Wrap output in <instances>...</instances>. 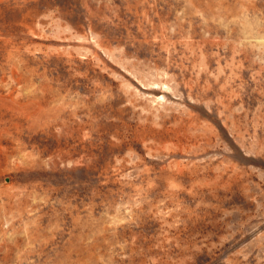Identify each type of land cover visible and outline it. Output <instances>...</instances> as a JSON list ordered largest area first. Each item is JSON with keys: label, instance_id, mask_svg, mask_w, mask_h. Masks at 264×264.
Listing matches in <instances>:
<instances>
[{"label": "rangeland", "instance_id": "obj_1", "mask_svg": "<svg viewBox=\"0 0 264 264\" xmlns=\"http://www.w3.org/2000/svg\"><path fill=\"white\" fill-rule=\"evenodd\" d=\"M0 264H264V0H0Z\"/></svg>", "mask_w": 264, "mask_h": 264}]
</instances>
